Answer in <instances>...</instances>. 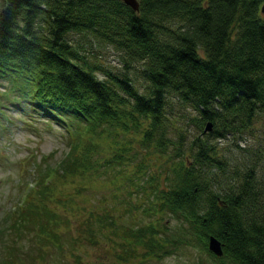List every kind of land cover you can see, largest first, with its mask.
<instances>
[{"label":"trees","instance_id":"trees-1","mask_svg":"<svg viewBox=\"0 0 264 264\" xmlns=\"http://www.w3.org/2000/svg\"><path fill=\"white\" fill-rule=\"evenodd\" d=\"M138 1L0 0V133L15 110L68 146L0 225V264H162L180 245L264 264V0ZM75 36L110 45L123 70ZM226 140L249 162L232 166Z\"/></svg>","mask_w":264,"mask_h":264},{"label":"rangeland","instance_id":"rangeland-1","mask_svg":"<svg viewBox=\"0 0 264 264\" xmlns=\"http://www.w3.org/2000/svg\"><path fill=\"white\" fill-rule=\"evenodd\" d=\"M73 39L74 42L84 46V51L88 53L90 59L102 63L113 72L123 70V59L110 45L92 39L84 40L79 36ZM0 91L5 92L6 87L2 85ZM9 113L6 128L0 133V225H6L5 217L20 206V199H23L28 189L34 186V181L38 179L36 166L42 164L41 167L44 168L56 167L68 152L66 134L60 127L47 121L22 117L15 110ZM182 121L180 125L190 134L188 136L190 139L196 133L195 128L188 126L186 119ZM171 130L169 128L170 133ZM253 139L246 138L239 144L241 147L257 146L262 139L260 133L257 132L256 138ZM221 145L232 166L238 164L240 167L245 162H249V159L237 149V144L233 140L223 141ZM262 163L264 165V158ZM261 176L264 177V174ZM100 195L109 196V191L103 188L98 189L96 193H91V196H88V204L91 206L96 203ZM138 222L139 220L136 223ZM123 224L133 226L131 221L125 219ZM168 235V238H173L172 234L168 233ZM79 252L87 257L86 260L97 261L95 251L82 248ZM153 264L158 263L153 262ZM162 264H210V258L196 248L180 245L175 254L168 256Z\"/></svg>","mask_w":264,"mask_h":264},{"label":"water","instance_id":"water-1","mask_svg":"<svg viewBox=\"0 0 264 264\" xmlns=\"http://www.w3.org/2000/svg\"><path fill=\"white\" fill-rule=\"evenodd\" d=\"M124 4L130 7L134 12H139L140 4L138 0H121ZM262 13L264 14V7L262 8ZM212 131V126L209 124L206 128V132ZM209 249L217 257L223 256L222 244L214 237L209 240Z\"/></svg>","mask_w":264,"mask_h":264}]
</instances>
